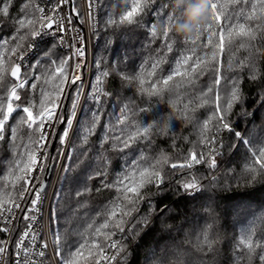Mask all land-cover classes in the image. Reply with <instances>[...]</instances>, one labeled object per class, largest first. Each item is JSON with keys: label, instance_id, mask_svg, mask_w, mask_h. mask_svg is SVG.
Here are the masks:
<instances>
[{"label": "snow or ice", "instance_id": "1", "mask_svg": "<svg viewBox=\"0 0 264 264\" xmlns=\"http://www.w3.org/2000/svg\"><path fill=\"white\" fill-rule=\"evenodd\" d=\"M156 4L157 0H129L125 10L107 17L104 30L143 26L150 37L149 47L157 40L160 44L132 73L122 70L116 62L105 66L103 58L95 60L96 74L86 91L80 74L86 54L85 36L73 25V19L77 18L80 24L86 22L90 34L98 35V0H81L79 4L77 0H47L43 4L41 0H22L16 16L10 14L12 0H0V27L5 22L11 27L7 36H0V89L3 90L0 94V142L5 140L6 125L13 113H20L8 137L12 160L0 177V232L9 237L0 239V264H113L117 257L123 259L124 241L140 235L137 226L146 228L149 216L156 211L150 206L147 216H138L141 205L148 199L147 189L155 187L159 191L167 183H176L185 195L195 197L206 190V184L215 191L230 179L251 186L264 178V138L248 139L239 131L234 135L246 147L248 161L239 175L234 169L218 173V157L223 150L221 133L234 131L230 117L233 109L242 102V74L246 71L251 81L261 78L258 68L260 49L255 42L264 39V0H208L209 24L191 39H183V50L167 74H164L163 65L177 43L172 26L182 22L183 8H174V0H165L158 8L154 7ZM149 12L155 14L156 23H143ZM70 33H75L70 37L71 43L66 39ZM49 36L56 42L29 64V71L22 75L26 55L35 52L39 42ZM58 46L69 48L70 55L54 59V50ZM240 51L245 55L239 56ZM226 53L230 77L224 75ZM70 61H75L71 73L68 70ZM37 69L42 71L37 72ZM209 75L210 82L199 87V81ZM113 76L122 87L135 89L139 97L162 98L169 94L171 112L152 110L128 100L119 108L118 115L113 114L114 120L110 119L104 126L100 140L101 162L88 179H99L101 187L95 189L96 192L106 189L114 195L94 214L84 212L81 223L72 233L77 240L68 248L67 229L63 233L59 229L46 232V226L38 223V215L32 214L39 213L38 205L42 203L46 188L32 174L45 170L49 158V130L56 123L66 124L59 137L58 157L69 163L63 164L61 171L66 175L79 167L80 158L88 155L90 138L101 126L107 99L114 95L108 87ZM8 77L11 81L6 83ZM222 82H225L223 88ZM71 85H76V89L71 109L65 117L61 101L66 98V88ZM38 86L41 98L37 109L33 101L23 103L20 91L28 88L35 92ZM81 99L85 103L91 102L93 107L81 125L78 143L72 144L69 134ZM261 106H264V100ZM205 107L210 109L209 114L202 121L197 120L196 112ZM149 112L151 118L143 115ZM175 118L189 124L195 122L197 128L194 141L184 138L191 146L186 152L179 153L180 158L173 159L164 150L154 156L140 152L136 158L125 162L123 170L113 180L107 179L111 161L105 155L106 151L123 153L138 142L151 144L153 132L171 129ZM65 146L69 147L67 155ZM78 150L79 155L73 163ZM55 159L57 157H53ZM197 166L205 167L207 173L198 177L192 171ZM177 172L179 177L174 175ZM170 173L173 174L171 180ZM92 191L85 186L74 195L79 200ZM28 196L32 199L23 215L26 226L13 247L11 233L15 212L22 208ZM53 197L59 201L61 194L54 192ZM86 207V203L79 204L73 214ZM55 209L53 204L52 222L56 221ZM209 214H212L211 209ZM214 224V220L206 224L195 237L193 247L196 252L203 255L215 252ZM118 234L120 239H116ZM109 252L113 254L109 255ZM235 254L241 264H254V261L264 264V241L256 239L254 225L239 237ZM181 255L180 252L174 254V264H183L179 260ZM155 264H168V261L160 259Z\"/></svg>", "mask_w": 264, "mask_h": 264}, {"label": "trees", "instance_id": "2", "mask_svg": "<svg viewBox=\"0 0 264 264\" xmlns=\"http://www.w3.org/2000/svg\"><path fill=\"white\" fill-rule=\"evenodd\" d=\"M22 0H12L10 14L16 16ZM129 0H100V29L94 44V60L91 73V81L96 74L94 61L100 58L106 62L105 66L111 65L113 62L119 64V67L129 73L139 69L141 64L148 58L152 51L160 44L157 40L155 44L149 47L150 37L147 29L143 26H130L120 29L104 30V21L111 14H118L125 10V5ZM165 0H157L154 7H159ZM155 14L149 12L144 17V24L156 23ZM11 32V27L5 22L0 27V36H7ZM177 41L174 45V51L167 57V63L163 65L164 74H167L172 67L176 58L183 50V39L175 34ZM55 39H46L40 43L38 48L29 59V64L47 51L50 46L55 43ZM260 49V59L258 68L261 78L256 81L248 79V73L242 74V102L237 105L230 117L234 131H223L221 138L223 142L222 155L218 157L219 168L218 173H226L230 169H234L239 175L242 166L248 161V153L246 147L234 135L235 131L248 139L264 138V106L261 101L264 100V39H258L255 42ZM239 56L245 55L244 51L238 53ZM67 56L58 46L54 50V59ZM225 77H230L231 72L227 71V53L225 54ZM47 63V61H45ZM28 66V65H27ZM22 68V75L29 71L28 67ZM42 69H37V72ZM211 80V76H205L199 81V87H205ZM11 81V77L6 79V83ZM79 83V82H77ZM222 82V88L224 87ZM109 90L114 95L107 99L105 104L104 117L101 126L98 127L96 134L90 138L89 152L87 157H81L79 167L74 171H70L65 175L61 173L59 188L57 192L61 194L59 201L53 202L56 205V221L52 222L53 230L59 229L62 233L68 230V248L76 242L77 237L73 235V230L81 223L84 212L90 215L99 210L106 202H108L113 192L102 189L96 192L95 189L100 188L99 179L89 180L88 176L97 170L100 164L101 149L99 148L101 137L104 134V126L108 124L110 119L114 120V115L119 114V108L128 100H133L138 106H148L152 110H161L165 113L171 112L170 96L165 94L161 97H139L135 89H126L121 86L118 79L113 76L109 82ZM76 85L66 88L63 106V114L65 117L71 109V101L75 93ZM0 94L3 90L0 89ZM20 95L23 103L33 101L36 108L39 107L40 91L39 86L35 92H31L28 88L21 90ZM93 107L91 102L83 101L79 117L75 123L71 143H78L81 135V125L85 119L90 116V109ZM208 107L199 109L195 116L197 120H203L209 114ZM20 113H13L6 125L5 140L0 142V177H2L8 167V163L12 160V153L9 149L10 128L16 123V117ZM144 116L151 118V113H145ZM66 124H57L56 132L53 136V143L48 152V160L46 164L57 165L58 149L61 148L59 137L62 134ZM185 137L190 140L197 138V128L195 122L187 123L183 119L175 118L173 127L166 132H153L152 143H136L131 149L123 153L116 151H106L105 155L111 161L107 170V179L113 180L115 175L123 170L125 162H130L136 158L140 152L149 155H155L159 151H167L173 159L180 158L179 153L186 152L191 146L185 142ZM175 141V148L173 142ZM235 145V147H234ZM107 149V145L105 146ZM69 151V149H68ZM67 151V152H68ZM66 152V155H67ZM79 155V150L74 154ZM53 157L57 159L53 160ZM69 163L66 159L64 164ZM198 177L207 173V169L203 166H197L192 170ZM45 173L42 175L44 177ZM179 177V173H175ZM173 174L170 173L169 180ZM182 178V177H181ZM85 186L90 187L93 191L90 194L76 199L75 192ZM206 190L195 197L187 196L180 191L176 183H167L162 190L151 187L146 190L145 195L148 199L141 205L138 216H147L149 208L154 207L156 211L149 216V224L146 228L141 229L137 226L140 235L130 237L124 241L126 252L122 253L123 259L119 258L114 264H155L160 259H167L168 264H174V254L180 252L183 255L179 260L183 264H241L235 259V245L243 232L250 226H255L256 239L264 241V178L251 185L246 186L243 182L230 179L226 185L218 186L215 191L205 185ZM86 203L87 207L80 209L79 213L74 215V210L79 204ZM166 206V208H165ZM164 209L163 211H161ZM211 209V215L209 214ZM53 212V207H52ZM215 221L214 235L217 237L215 252L203 255L196 252L193 247L195 237L201 232L206 224ZM119 234L116 239H120ZM0 239H4V233L0 232ZM254 264H259L254 261Z\"/></svg>", "mask_w": 264, "mask_h": 264}, {"label": "built area", "instance_id": "3", "mask_svg": "<svg viewBox=\"0 0 264 264\" xmlns=\"http://www.w3.org/2000/svg\"><path fill=\"white\" fill-rule=\"evenodd\" d=\"M81 2V0H77V4H79ZM41 3H47V0H41ZM65 11H68V9H65ZM96 13H97V19L100 21V0H98V6L96 9ZM73 25L80 29L83 33V35L85 36V44H86V54H85V58H84V67L80 70V74L81 77H85V79H83L85 81V86H86V91L88 90V84L90 82V75L92 73V68H93V60H94V44L97 38V35L93 36L90 34L89 31V26L88 24L85 22L84 24H80L78 23V19L74 17L73 19ZM100 29V28H99ZM72 35H75V33H70L68 37H66V39L69 40V43H71V39L70 37ZM53 38L51 36L49 37H44L43 40H41L38 44V46L40 45L41 42H43L46 39H50ZM54 39V38H53ZM60 49L68 55H70L71 50L67 47H60ZM34 52L29 53L26 55L25 60L23 62L24 67H26L27 65H29V59L32 56ZM75 61H70V69L72 71L73 65H74ZM82 100V104H83ZM49 132L51 133V130H49ZM50 136V135H49ZM48 152H49V138H48ZM61 166H62V162H60L57 167L55 168V171H53L52 177L44 191V193L42 194V203L38 205L39 207V213H32L33 215H38L39 219H38V223L40 225H44L45 227V231L47 232L49 229H52L51 226V214H52V207H53V202H54V197H53V193L57 192V188H58V184H59V179L61 176ZM46 172V162H45V170L43 172H39L38 170L36 172H34L32 175L36 176L39 180L40 183H42L43 178L42 175ZM38 186V185H37ZM32 197L28 196L26 198V200L22 203V208L19 210H16L15 215H16V219L13 221V231L11 233V240L13 241V247H14V242L15 240L19 237L20 233L25 229L26 226V222L23 219V215H24V211L30 206V201H31ZM53 230V229H52ZM8 234L4 233V239H8ZM113 254L112 252H109V255ZM120 257H117V260ZM116 260V261H117ZM115 261V262H116ZM113 262V264L115 263Z\"/></svg>", "mask_w": 264, "mask_h": 264}, {"label": "clouds", "instance_id": "4", "mask_svg": "<svg viewBox=\"0 0 264 264\" xmlns=\"http://www.w3.org/2000/svg\"><path fill=\"white\" fill-rule=\"evenodd\" d=\"M174 8H183L182 22L173 24V31L182 39H191L210 22L208 0H174Z\"/></svg>", "mask_w": 264, "mask_h": 264}, {"label": "rangeland", "instance_id": "5", "mask_svg": "<svg viewBox=\"0 0 264 264\" xmlns=\"http://www.w3.org/2000/svg\"><path fill=\"white\" fill-rule=\"evenodd\" d=\"M69 73H71V69H70V64H69ZM83 79H85V77H82ZM91 75H90V81H91ZM82 79V80H83ZM84 81V80H83ZM79 82V81H78ZM84 83H85V81H84ZM85 90H86V86H85ZM82 100L83 99H81V102H80V105L78 106V108H77V116H76V118H75V120H74V122H73V129L70 131V134H69V139H70V141H71V138H72V135H73V131H74V126H75V123H76V121H77V119H78V115L80 114V110H81V108H82ZM64 103H65V101H64V98L62 99V101H61V107H62V109H63V106H64ZM81 107V108H80ZM59 109H58V114H59ZM57 124L58 123H56V124H54L53 125V129H51V133H50V136H49V149H50V146H51V144L53 143V134H52V132H53V130H54V133L56 132V127H57ZM68 149H69V147L68 146H65V148H64V151H65V155H66V152L68 151ZM64 160L65 159H59L58 160V162H57V165L60 163V162H62V165L64 164ZM49 165V164H48ZM47 164H46V168H47V166H48ZM57 165L53 168V171H55V168L57 167ZM53 171H52V174H53ZM52 177V176H51ZM60 179H61V176H60ZM60 179H59V182H60ZM58 188H59V184H58Z\"/></svg>", "mask_w": 264, "mask_h": 264}, {"label": "water", "instance_id": "6", "mask_svg": "<svg viewBox=\"0 0 264 264\" xmlns=\"http://www.w3.org/2000/svg\"><path fill=\"white\" fill-rule=\"evenodd\" d=\"M78 117H79V115H78ZM53 168L54 167L52 164H49L46 168V172H45V175H44L43 181H42V183H44L46 185V187H47V185L51 179Z\"/></svg>", "mask_w": 264, "mask_h": 264}, {"label": "bare ground", "instance_id": "7", "mask_svg": "<svg viewBox=\"0 0 264 264\" xmlns=\"http://www.w3.org/2000/svg\"><path fill=\"white\" fill-rule=\"evenodd\" d=\"M81 108V107H80Z\"/></svg>", "mask_w": 264, "mask_h": 264}]
</instances>
